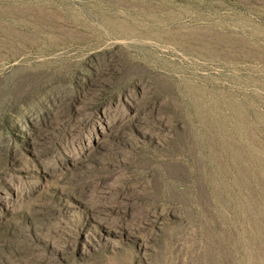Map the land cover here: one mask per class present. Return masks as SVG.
<instances>
[{"label":"rangeland","instance_id":"rangeland-1","mask_svg":"<svg viewBox=\"0 0 264 264\" xmlns=\"http://www.w3.org/2000/svg\"><path fill=\"white\" fill-rule=\"evenodd\" d=\"M0 264H264V0H0Z\"/></svg>","mask_w":264,"mask_h":264},{"label":"bare ground","instance_id":"bare-ground-1","mask_svg":"<svg viewBox=\"0 0 264 264\" xmlns=\"http://www.w3.org/2000/svg\"><path fill=\"white\" fill-rule=\"evenodd\" d=\"M59 98V97H58ZM53 99V98H52ZM57 103V101H55ZM59 106V105H58ZM50 110V108H48Z\"/></svg>","mask_w":264,"mask_h":264}]
</instances>
